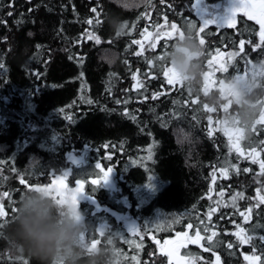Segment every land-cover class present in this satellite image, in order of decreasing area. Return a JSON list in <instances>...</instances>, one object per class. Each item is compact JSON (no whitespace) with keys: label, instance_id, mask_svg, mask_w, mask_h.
<instances>
[{"label":"trees","instance_id":"trees-1","mask_svg":"<svg viewBox=\"0 0 264 264\" xmlns=\"http://www.w3.org/2000/svg\"><path fill=\"white\" fill-rule=\"evenodd\" d=\"M189 1L152 0L151 6L124 11L114 0H0V202L9 212L8 223L23 191L68 173L70 185L84 181L78 210L93 229L88 238L102 244L100 229L117 234L127 264H168L157 252V241L189 229L188 224L194 236L199 230L203 237L200 244L183 248L186 256L196 258L195 264H214L216 255L221 264H249L244 257L253 252L261 256L258 264H264V203L257 195L259 190L264 196V173L259 163L230 152L222 132L207 135L208 116L217 128L216 120L224 118L221 108L208 113L202 96L166 84L162 71L167 64L156 58L163 54V39L156 49L149 43L141 56L135 55L140 49L132 41L145 28L155 40V25H164L165 16L168 26L174 23L181 31L195 23L197 34L201 22ZM214 1L219 0H205ZM93 8L100 13L99 23ZM109 16L127 22L123 35H113ZM90 33L100 38L99 44L88 39ZM212 35L209 42L208 29L200 34L206 71L210 53L236 50L242 38L237 28L213 30ZM177 38L174 33L168 40L167 51ZM105 50L118 54L115 64L102 55ZM235 72L219 73L210 90ZM137 73L142 88L133 79ZM153 93L162 94L153 99ZM262 127L257 126L259 135L251 143L241 142L246 153L257 147L259 160H264ZM183 131L193 134L194 143L182 140ZM97 163L105 171L113 169L111 182L91 184L102 175ZM224 167H229L227 177L219 171ZM4 192L9 196L3 197ZM237 193L243 197L233 201ZM211 209L216 210L209 221ZM115 213L133 218L138 234L132 236ZM7 224L0 228V253ZM237 226L251 242L240 243ZM206 227L217 233L211 245ZM0 264L21 262L0 256Z\"/></svg>","mask_w":264,"mask_h":264},{"label":"clouds","instance_id":"clouds-1","mask_svg":"<svg viewBox=\"0 0 264 264\" xmlns=\"http://www.w3.org/2000/svg\"><path fill=\"white\" fill-rule=\"evenodd\" d=\"M114 3L124 11H132L151 6L152 0H114ZM107 22L115 36L123 35L127 29V22L119 16H109ZM102 55L109 64L119 59L113 50H105ZM204 57L196 29L189 27L171 45L164 61L192 95L203 97V104L217 109L231 103L232 111L223 118L225 126L241 130L244 141L251 143L257 121L264 114V74L254 76L250 68L247 76H226L211 91L204 87ZM181 138L194 143L191 132H181ZM92 231L81 211L58 203L46 191L25 190L12 221L7 224L0 256L14 261L26 258L29 264H127L117 234L103 229V243L93 247L88 238L93 236Z\"/></svg>","mask_w":264,"mask_h":264},{"label":"snow or ice","instance_id":"snow-or-ice-1","mask_svg":"<svg viewBox=\"0 0 264 264\" xmlns=\"http://www.w3.org/2000/svg\"><path fill=\"white\" fill-rule=\"evenodd\" d=\"M163 2V0H162ZM168 7H171V5H168ZM192 7L196 9L197 15L200 16V19L202 21V26L198 29L197 35L200 36L201 33L205 32V29L208 28L209 25L215 24L217 27H228V28H235L237 23V14L242 13L243 16L247 17L248 20L255 21L257 25H259V43L254 45L253 50L259 49L261 46H264V0H229V6L227 7L226 11L221 14H214V15H208L209 8L205 5V0H195ZM216 7H219L217 5ZM93 13H96V23H99V15L100 13L97 12L95 8L92 9ZM88 24H92V20L87 21ZM167 17H164V25H155V41L151 42L149 44V47L151 49H156L158 43L161 39L164 40V44L161 45V48L163 50V54L156 57L157 59L163 60L165 54L167 53L166 46L168 45V40L173 39L174 33H178V36H183V31L177 28L176 24H171L170 31L164 30L161 31L162 28L167 25ZM127 27V25H126ZM189 27L191 28H197V25L195 23H190ZM145 33L148 34V36H152L154 33L149 32L147 28L144 29L143 32H141V37L143 38ZM88 39L92 40L94 39L97 44L100 43V38L98 36H94L93 34L88 35ZM201 45L205 44V39L203 36H200L199 38ZM249 44H251V41H248ZM132 44L138 45L139 49L135 52L136 56H141L144 44L141 40H133ZM245 47V41L241 39L239 41V51H232L227 53V62H224L221 58L225 56V53L221 51L220 48L215 49L214 54L210 53L211 58L207 60V67L210 69V71L205 72V85L204 87L206 89H211L214 86H216L217 81L215 79V75L218 72L227 73L229 71V64L232 63L236 57L240 56L241 53L244 52ZM149 64H152L151 60L147 61ZM247 64L251 65V70L254 76L256 75H262L264 74V62L260 61L256 64H252L251 61H247ZM249 68L245 67L243 71V75L247 76L249 73ZM138 73L133 75V79L137 80V86L143 87V84L138 80ZM241 73L237 71L236 76L239 78ZM162 76L165 79V82L168 86H172L173 89H175L177 86L183 87L182 82L178 79L176 74L174 73V70H172L168 65L164 66L162 71ZM155 78V77H153ZM223 83V79L219 80V85ZM190 93V92H189ZM162 93H153V99H156L159 95ZM193 104L199 103L198 99L192 100ZM202 109L208 113H215L217 111L216 108H210L207 104H204L202 106ZM230 109H232L231 103L222 106L221 110L224 113V116L230 112ZM68 119H71V117H67ZM208 130L207 135L209 137L213 136L214 131H220L223 133V135L227 138L229 151H235L239 157H247L251 158L253 163H259L261 172L264 173V160H259L260 151L257 150V147H251L247 153L245 152L244 148L241 146V142L244 141L242 131L236 128H229L225 126L224 119H217L216 124L218 125L217 128H213V117L211 115L208 116ZM258 125L264 126V114H262L261 118L257 121ZM257 135H259V132L257 131V128L254 130ZM260 131H264V127L260 129ZM261 145H264V140L259 142ZM232 169H236L235 165H229ZM229 167L221 168L219 171L223 174L224 177H227L229 174ZM96 168L100 170V173L102 175L98 179H92L91 184L92 185H100L101 181L102 183H106L110 179V174H112L113 169L111 167L107 168L105 171L102 166L97 163ZM238 172V169H236ZM247 171V169H245ZM68 175V173H64L60 176H56L51 183L45 185V186H36L31 189L36 190H42L50 193L52 195L53 199H56L58 203L60 204H68L70 205L74 210H78V204H79V198L81 197V194H83L84 189V181L83 180H77L76 184L77 187L74 189H69L68 185L64 182L65 176ZM213 182H215V175L213 176ZM21 184H24V180H20ZM222 195V194H221ZM258 199L260 203H264V196L259 195V190L257 191ZM3 197H8L9 193L4 192L2 194ZM242 198V193H237L235 196L232 197L233 201H235L237 198ZM211 199V197H209ZM2 200V198H0ZM258 206V205H257ZM12 212L16 211V208L10 209ZM216 209H211L208 212V220H211L212 213ZM252 209L249 208L248 212L251 213ZM241 216H245L244 213H240ZM8 216L9 212L5 210L3 202H0V220L3 222L0 223V228L4 227V224L8 223ZM248 217L245 216V220L247 221ZM203 223V222H202ZM187 227L191 229L193 226L192 224H188ZM239 228V226H237ZM205 232L211 231V235L207 237L209 245L212 244L213 237L217 235L215 231H212L210 228H205ZM139 232L138 227L133 226L130 229V233L132 236H136ZM245 232L243 228H239V231L235 233L238 240L241 244L249 243L253 239L251 236L242 235ZM98 235L100 237L103 236V229H100L98 232ZM181 239L179 241H165V248H162L161 251L164 252L168 257L172 258L174 261V264H195V257H181L179 255V249L180 247L186 246L188 243L197 244L200 242L203 237L200 234V231L197 230L195 233V239L188 236L187 232L178 233L177 234ZM123 238V237H121ZM261 239H264V237H261ZM91 245L95 247L100 243V240L97 238H90ZM126 243L129 244H135V241L126 240ZM136 247H139V245H136ZM229 249L233 247L231 243L227 245ZM208 249H205L207 251ZM133 261H135L136 257H132ZM244 259L249 262V264H258V262L261 261V256L256 255L255 252L251 256H245ZM21 264H29L27 259H20L19 260ZM215 264H221L220 256L216 255L215 258Z\"/></svg>","mask_w":264,"mask_h":264},{"label":"flooded vegetation","instance_id":"flooded-vegetation-1","mask_svg":"<svg viewBox=\"0 0 264 264\" xmlns=\"http://www.w3.org/2000/svg\"><path fill=\"white\" fill-rule=\"evenodd\" d=\"M222 0H219V1H214V2H205V4L207 5H217V3L221 2ZM196 14V13H195ZM197 15V14H196ZM200 22H201V26H202V21L200 19V16L197 15ZM247 27H250L253 32H248L246 31L245 29ZM225 28H228V27H217L215 24H212V25H209L208 26V30H209V34L211 36V38L209 39V42L212 41L213 39H215L212 35V32L213 30L215 32H220L222 31L223 29ZM238 30H239V33L241 35L239 36H242V38H239V41L241 39H243L245 41V47H244V52L241 53L240 56L236 57L235 60L229 65V71L230 70H235V74L237 73V71H239L241 74L243 73L245 67H247V61H251L252 63L256 64L260 61H264V46H261L259 49H256V50H253V47L254 45L258 44L259 43V40H258V31H259V25H257L255 23V21H251V20H248L247 17L243 16L242 13H238L237 14V23H236V27ZM248 32V33H247ZM253 37V38H252ZM256 37V39H255ZM251 41V44L248 43V41ZM223 51L224 53H228V52H232V51H227V50H221ZM233 51H239V44H238V47L236 48V50H233ZM207 71H210V69H208L207 67ZM221 73V75H223L224 73L223 72H218L216 73L215 75V79H218L217 75ZM224 76H222L223 78ZM179 233V232H178ZM164 241H161V240H158L157 241V244H163ZM162 254V253H161ZM163 256L166 257V261L168 264H171L169 263L168 261V256L166 254H162ZM184 257H187L184 253L182 254Z\"/></svg>","mask_w":264,"mask_h":264},{"label":"rangeland","instance_id":"rangeland-1","mask_svg":"<svg viewBox=\"0 0 264 264\" xmlns=\"http://www.w3.org/2000/svg\"><path fill=\"white\" fill-rule=\"evenodd\" d=\"M194 2H195V0H194ZM194 2H193V3H194ZM193 3H192V5H193ZM192 5H191V8H192L191 10L193 11V13H196V14H197L196 9H194V8L192 7ZM205 5L209 8L208 15H214V14H221V15H222V14L226 11L227 7L229 6V0H222L221 2L217 3V5H219V7H216L217 5H210V4H209V5L205 4ZM165 30H170V27H169L168 25H166V29H165ZM149 32H150V31H149ZM258 32H259V31H258ZM151 37H152V36H148V34L145 33L144 37H143V38L140 37L139 40H141L142 43H143L144 46H145V45H148L149 43L155 41V40H152ZM257 38H258V40H259V36H258ZM259 42H260V41H259ZM221 59H222L224 62H227V54L225 53V56L222 57ZM230 64H231V63H230ZM230 64H229V65H230ZM252 64H254V63H252ZM229 65H228V66H229ZM247 67L250 69V68H251V65H250V64H247ZM214 87H215V86H214ZM217 127H218V125H217ZM58 175H62V174H57V175H55V176H52L51 179H50V181H49V183H51V181H52L56 176H58ZM65 178L70 182L69 175H66ZM109 181L111 182L110 179H109ZM68 187H69V189H74V188L77 187V184H76V183H75V184H71V185H69ZM83 193H84V189H83ZM81 195H82V194H81ZM79 203H81V198H79ZM118 216H119V215H118ZM122 224H123L128 230H130L133 226H136V227H137V222H136L133 218H130V217H128V216L123 217V219H122ZM183 232H187L189 237H192L193 239H195V236L191 233V230L186 229V230H184V231H182V232H179V233H183ZM177 234H178V233H176L172 238H169V239L164 240V242H165V241H179V240L181 239V237H179ZM164 242H163V244H159V243L157 244V252L162 253V254H165L164 252L161 251L162 248H165V244H164ZM189 244H193V243H188V244H186V246L189 245ZM197 244H200V242L197 243ZM184 247H185V246L180 247V249H179V253H181V254L184 253V251H183V248H184ZM187 257H188V256H187ZM214 264H215V263H214Z\"/></svg>","mask_w":264,"mask_h":264},{"label":"water","instance_id":"water-1","mask_svg":"<svg viewBox=\"0 0 264 264\" xmlns=\"http://www.w3.org/2000/svg\"><path fill=\"white\" fill-rule=\"evenodd\" d=\"M58 176H60V175H58ZM64 182L67 184V185H69V182H68V180L65 178V180H64ZM49 184V183H48ZM43 186H45V185H43ZM119 219V218H118ZM181 257H183L181 254H179ZM169 259H168V261H169V263H172V264H174V261H173V259L172 258H170V257H168Z\"/></svg>","mask_w":264,"mask_h":264},{"label":"bare ground","instance_id":"bare-ground-1","mask_svg":"<svg viewBox=\"0 0 264 264\" xmlns=\"http://www.w3.org/2000/svg\"><path fill=\"white\" fill-rule=\"evenodd\" d=\"M193 2H194V0H190V1H189V7H190V9H192V8H191V5H192ZM36 186H41V185H35L34 187H36Z\"/></svg>","mask_w":264,"mask_h":264}]
</instances>
